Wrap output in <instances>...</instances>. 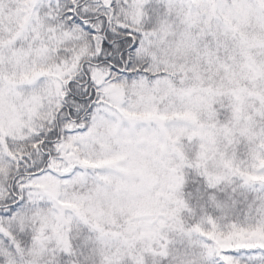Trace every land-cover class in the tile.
<instances>
[{
  "label": "snow or ice",
  "instance_id": "1",
  "mask_svg": "<svg viewBox=\"0 0 264 264\" xmlns=\"http://www.w3.org/2000/svg\"><path fill=\"white\" fill-rule=\"evenodd\" d=\"M0 264H264V0H0Z\"/></svg>",
  "mask_w": 264,
  "mask_h": 264
}]
</instances>
